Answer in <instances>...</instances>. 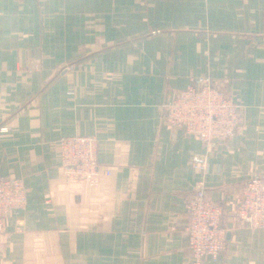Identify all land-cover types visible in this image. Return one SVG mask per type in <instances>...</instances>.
<instances>
[{
	"label": "crops",
	"instance_id": "1",
	"mask_svg": "<svg viewBox=\"0 0 264 264\" xmlns=\"http://www.w3.org/2000/svg\"><path fill=\"white\" fill-rule=\"evenodd\" d=\"M206 75L243 107L213 144L162 121ZM74 134L98 138L111 174L96 186L62 172ZM0 174L28 188L0 264H190L199 185L227 238L204 264H264V228L236 218L244 184L264 179V0H0Z\"/></svg>",
	"mask_w": 264,
	"mask_h": 264
},
{
	"label": "built area",
	"instance_id": "2",
	"mask_svg": "<svg viewBox=\"0 0 264 264\" xmlns=\"http://www.w3.org/2000/svg\"><path fill=\"white\" fill-rule=\"evenodd\" d=\"M242 111V105L227 96L218 81L206 75L191 79L185 90L166 102L162 121L172 130L213 144L237 133ZM58 145L67 182L96 186L105 174H111V170L102 172L95 135L62 136ZM192 160L196 166L207 168L205 157L196 154ZM27 204L28 188L24 179L0 174V234L8 231V217L24 210ZM186 212L190 264H204L206 258H217L227 245L223 206L209 199L204 187L199 185L188 200ZM236 218L251 229L264 228L263 178L254 176L244 184Z\"/></svg>",
	"mask_w": 264,
	"mask_h": 264
}]
</instances>
